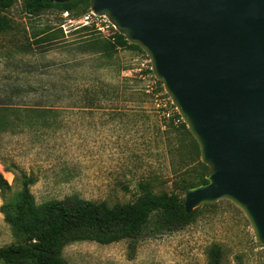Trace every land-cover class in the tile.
Listing matches in <instances>:
<instances>
[{"label": "rangeland", "instance_id": "374dc122", "mask_svg": "<svg viewBox=\"0 0 264 264\" xmlns=\"http://www.w3.org/2000/svg\"><path fill=\"white\" fill-rule=\"evenodd\" d=\"M23 2L5 13L11 30L0 34V175L9 187L0 190V248L17 243L3 210L16 205L26 180L37 205L73 196L109 208L148 193L184 199L200 158L186 141L180 151L174 135H162L164 113H178L148 74L146 55L128 47L97 54L80 42L87 34L108 37L93 25L79 33L77 22L90 10L32 18ZM47 31L63 38L43 40ZM155 219L133 243H72L61 257L68 264H208L216 247L220 264H264V249L228 202L198 208L171 233L156 231Z\"/></svg>", "mask_w": 264, "mask_h": 264}, {"label": "water", "instance_id": "95a60500", "mask_svg": "<svg viewBox=\"0 0 264 264\" xmlns=\"http://www.w3.org/2000/svg\"><path fill=\"white\" fill-rule=\"evenodd\" d=\"M88 2L146 55L198 146L207 184L187 190L185 213L228 202L264 249V0Z\"/></svg>", "mask_w": 264, "mask_h": 264}, {"label": "trees", "instance_id": "16d2710c", "mask_svg": "<svg viewBox=\"0 0 264 264\" xmlns=\"http://www.w3.org/2000/svg\"><path fill=\"white\" fill-rule=\"evenodd\" d=\"M54 1L24 0L22 11L32 18L49 10H56L63 14L78 11L79 15L89 12L88 0H78L66 5H57ZM15 2L16 0H0V34L11 30L5 13L14 6ZM91 30L81 27L79 33ZM48 34L49 31L41 35L42 37L49 36L43 40L55 41L63 38L62 33L60 35ZM88 36L92 35H83L82 38L86 39L80 42L88 44L97 54H113L118 49L126 47L144 54L117 32L103 40ZM43 40L40 39L39 43ZM148 74L152 75L151 70ZM156 83L162 86L161 82ZM164 118H167L168 124L162 135L168 141H172L171 136L174 135L176 149L180 151L184 149L183 145L186 141L188 146L196 152L198 161L200 158L198 146L179 115L164 113ZM197 165L200 175L185 187L184 196L188 189L207 184L205 175L208 169L201 162ZM30 185V180L24 181L16 205L11 209L5 207L3 210L4 221L10 227L17 243L0 248V263L2 264H68L61 257L63 246L87 241L108 245L124 239L133 243L144 232L152 215L156 218L154 220L156 231L167 233L179 231L190 224L197 210L186 214L183 206L184 199H180L175 193L159 195L148 193L131 204L115 205L111 208L106 203L86 202L75 196L68 197L61 202L50 201L37 205L29 192ZM8 188V184L0 175V190ZM208 256V264H220L218 248H212Z\"/></svg>", "mask_w": 264, "mask_h": 264}, {"label": "built area", "instance_id": "2783aa9c", "mask_svg": "<svg viewBox=\"0 0 264 264\" xmlns=\"http://www.w3.org/2000/svg\"><path fill=\"white\" fill-rule=\"evenodd\" d=\"M77 24L79 27L93 25L96 32L101 35H107L108 37L113 36V34L116 32L105 18L97 17L91 12L82 17V19H80Z\"/></svg>", "mask_w": 264, "mask_h": 264}]
</instances>
